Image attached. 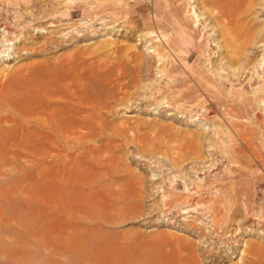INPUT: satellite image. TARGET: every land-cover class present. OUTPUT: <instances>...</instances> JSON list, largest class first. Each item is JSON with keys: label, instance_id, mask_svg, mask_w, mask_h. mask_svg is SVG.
Listing matches in <instances>:
<instances>
[{"label": "rangeland", "instance_id": "obj_1", "mask_svg": "<svg viewBox=\"0 0 264 264\" xmlns=\"http://www.w3.org/2000/svg\"><path fill=\"white\" fill-rule=\"evenodd\" d=\"M246 15L0 0V264H264V0Z\"/></svg>", "mask_w": 264, "mask_h": 264}, {"label": "bare ground", "instance_id": "obj_2", "mask_svg": "<svg viewBox=\"0 0 264 264\" xmlns=\"http://www.w3.org/2000/svg\"><path fill=\"white\" fill-rule=\"evenodd\" d=\"M206 1L210 5H212L213 7L217 8V9H220V11H221L223 16L229 17L230 20H231L230 24L234 28H237V29H240L241 22H243L245 20L246 16H247L246 13L250 10L251 7H253V4H254V0H249V7H250L249 10H240L241 7H242V0H206ZM11 27L12 26H10L9 24H6L5 27H4V30L7 33L6 40H9V41L13 42L15 40V37H14V31H13V29ZM228 33L229 34L230 33L233 34L234 33L233 29L228 30ZM257 34H258L257 30L249 29L248 33L243 31L241 33V37L242 36H246V35L255 36ZM253 39H254V37H253ZM234 41L228 42V49H230L231 51H235L237 49L236 43ZM14 103L15 102H12L10 104V107H14V106H12V105H14ZM13 111H16V113H18L19 115L24 117L23 119H26V120H25L24 124H22V123H21L22 125L20 124L21 126L19 128H17V129L16 128H10L9 129L10 130L9 138H10V140L12 142L18 143V144L29 145L36 138V133H39L40 135H46L45 131L47 129H45V128H48V127H45V128H42V129L41 128L37 129L34 126V124H32L30 122V120H27L28 116L30 115V113H29V111L27 109L21 108V109H14ZM14 116H16V115H14ZM11 119L13 121H15V117H12ZM80 124H82V123H80ZM46 125L53 126L52 123H48V122L46 123ZM44 138H45V136H44ZM44 138L42 137L40 139H44ZM62 139H63V137H62ZM0 140H1V138H0ZM55 140H58V139H55ZM69 166H70V163H67L65 165V167L63 168V183L65 182L66 185L71 183V176H70L71 175V168ZM23 193L27 197L26 198V203L29 204L30 203L29 201L31 200V197H32L30 190L27 187H25L23 189ZM6 220L15 221V223L20 225V226L24 225L23 229H24V232H25V234H26V236L28 238H30L33 235V230L31 229L32 226H31L30 215L24 214V213L12 214L11 216L6 217ZM20 221H22L23 224H21Z\"/></svg>", "mask_w": 264, "mask_h": 264}]
</instances>
